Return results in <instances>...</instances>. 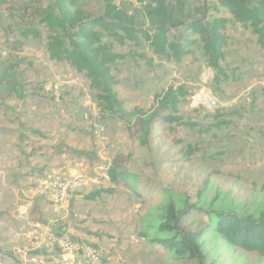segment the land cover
Masks as SVG:
<instances>
[{"label":"rangeland","instance_id":"374dc122","mask_svg":"<svg viewBox=\"0 0 264 264\" xmlns=\"http://www.w3.org/2000/svg\"><path fill=\"white\" fill-rule=\"evenodd\" d=\"M143 1L116 5L146 24ZM0 2V74L13 75L2 87L22 89V98L0 90V264H41L51 233L95 249L101 264H162L141 236V216L154 204L111 181L108 169L117 155L130 157L131 170L149 163L128 127L135 112L149 114L170 87L183 90L178 115L196 127L166 125L156 133L153 152L166 154L158 171L163 180L192 197L201 192L203 199L216 198L225 210L256 215L264 207V51L216 0L186 5L201 19L205 13L206 23L227 19L221 74L208 67L198 37L181 28L171 37L194 42L181 63L154 55L143 39L120 46L102 38L124 57L111 67L116 117L103 110L84 74L49 58L38 13L51 7L50 0ZM80 5L92 16L102 11L97 0ZM26 29L38 30L40 38H22ZM220 122L230 124L199 132ZM51 172L75 180L63 205L41 187ZM206 246L217 264H264L257 254L225 243L209 239Z\"/></svg>","mask_w":264,"mask_h":264},{"label":"trees","instance_id":"16d2710c","mask_svg":"<svg viewBox=\"0 0 264 264\" xmlns=\"http://www.w3.org/2000/svg\"><path fill=\"white\" fill-rule=\"evenodd\" d=\"M50 1L51 7L38 13L39 22L48 32L49 58L84 74L110 117H116L113 105L116 83L111 67L124 57L115 54L110 45L102 43L103 37L112 38L120 46L126 42L138 46L143 39L154 55L181 63L188 48L194 44L188 38L179 41L171 37L173 31L181 28L198 37L208 67L222 73L220 63L228 42V21L219 18L206 23L197 17V9L187 7L186 0L143 1L142 16L146 24L138 23L137 17L120 9L117 0H97L102 4V11L97 16L81 7L84 0ZM216 2L236 23L251 30L257 37L259 48L264 51V0H256L253 4L248 0ZM20 35L22 38H40V32L35 29H26ZM0 76V90L12 91L22 98L21 88L2 87L11 83L13 75L4 71ZM183 97L181 88L170 87L157 99L156 107L149 114L141 111L133 114L135 120L128 129L135 136L137 148L150 157L149 163H141L136 170H131L130 157L117 155L111 161L108 176L111 181L125 185L138 199L154 204L151 211L141 216V236L158 254L162 264H217L212 260L213 250L206 246L209 239L264 259V207L256 215L235 208H218L216 198L203 199L201 192L192 197L191 192L175 191L158 173L165 164L166 154L153 152L156 133L166 125L196 127L183 122L178 115ZM228 124H211L199 132L208 134ZM97 196V193L92 194L88 199L94 200Z\"/></svg>","mask_w":264,"mask_h":264},{"label":"built area","instance_id":"2783aa9c","mask_svg":"<svg viewBox=\"0 0 264 264\" xmlns=\"http://www.w3.org/2000/svg\"><path fill=\"white\" fill-rule=\"evenodd\" d=\"M74 185L75 180L65 179L51 172L45 174L41 187L49 193L55 205H63ZM58 207L56 206V209H59ZM48 240L45 246L49 252L45 261L41 259V264H101L100 254L95 249H82L66 236L58 237L54 233H51ZM37 259L40 258L36 257L34 261Z\"/></svg>","mask_w":264,"mask_h":264},{"label":"crops","instance_id":"0c3cea01","mask_svg":"<svg viewBox=\"0 0 264 264\" xmlns=\"http://www.w3.org/2000/svg\"><path fill=\"white\" fill-rule=\"evenodd\" d=\"M63 175V174H62ZM37 238V237H36ZM36 240H38V238L36 239ZM35 244H37V243H35Z\"/></svg>","mask_w":264,"mask_h":264},{"label":"water","instance_id":"95a60500","mask_svg":"<svg viewBox=\"0 0 264 264\" xmlns=\"http://www.w3.org/2000/svg\"><path fill=\"white\" fill-rule=\"evenodd\" d=\"M205 12H206V11H205ZM204 18H205V13H204ZM204 18H203V19H204Z\"/></svg>","mask_w":264,"mask_h":264}]
</instances>
